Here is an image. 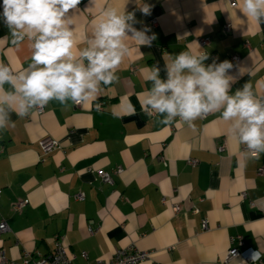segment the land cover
<instances>
[{
	"label": "crops",
	"instance_id": "0c3cea01",
	"mask_svg": "<svg viewBox=\"0 0 264 264\" xmlns=\"http://www.w3.org/2000/svg\"><path fill=\"white\" fill-rule=\"evenodd\" d=\"M235 2L81 0L74 16L79 48L86 46L92 21L110 6L135 12L134 27H147L155 39L150 47L127 39L130 51L116 71L119 79L102 86L97 100L77 107L51 101L41 114L13 113L15 127L0 130V221L8 226L0 233L6 262L0 264H23L25 253L32 260L48 254L57 237L64 238L73 264L109 260L123 248L148 252L140 264H239L243 255L225 260L230 248L264 249V211L255 203L264 197V174L257 173L264 154L246 159L220 113L195 121V130L178 118L163 125L141 111L138 98L151 87L147 68L159 62L163 69L166 55L188 45L209 54L205 64L232 62L233 92L251 82L264 95V24L244 17L241 0ZM141 3L151 6L150 15L142 14ZM8 34L0 21V37ZM199 38L208 43L202 46ZM29 43L16 47L10 37L0 39V63L22 71L31 62ZM46 137L59 147L40 157L39 141ZM118 166L122 172L116 174ZM97 169L109 172L113 183L101 182ZM18 200L27 203L16 212L11 205Z\"/></svg>",
	"mask_w": 264,
	"mask_h": 264
},
{
	"label": "clouds",
	"instance_id": "9594fccd",
	"mask_svg": "<svg viewBox=\"0 0 264 264\" xmlns=\"http://www.w3.org/2000/svg\"><path fill=\"white\" fill-rule=\"evenodd\" d=\"M80 3L81 0H2L0 21L9 34L0 39L10 37L11 45L16 47L27 39L31 62L19 72L0 63V130L15 127L13 113L25 118L51 101L68 106L97 100L102 86L119 79L116 71L130 51L127 39L149 47L155 39L148 35L147 27H134L135 12L110 6L92 21L86 46L79 48L74 16ZM239 10L244 17L264 24V0H241ZM140 11L150 15L151 6L141 3ZM209 58L207 52L188 45L187 50L166 55L163 69L159 62L147 68L144 78L151 87L138 94V98L143 97L141 111L148 117L155 116L163 125H172L178 118L193 130L198 119L220 113L219 119L228 123L230 137L245 146V158L259 159L264 154V95H257L251 82L233 92L236 77L229 74L232 62L213 59L205 64ZM95 107L98 112L102 110L99 103ZM129 108L135 114L130 102ZM255 203L264 211V197H258ZM247 255L248 260H239V264H258L264 258V249L249 250Z\"/></svg>",
	"mask_w": 264,
	"mask_h": 264
},
{
	"label": "built area",
	"instance_id": "2783aa9c",
	"mask_svg": "<svg viewBox=\"0 0 264 264\" xmlns=\"http://www.w3.org/2000/svg\"><path fill=\"white\" fill-rule=\"evenodd\" d=\"M231 6H235L236 2L235 0H230ZM155 22H151V24H154ZM230 30V25L226 24L224 26V32H228ZM199 43L203 46L208 43L207 38H199L198 39ZM238 60L237 56H232V61L236 62ZM97 103L102 105L103 108V103L101 101H98ZM96 103V104H97ZM81 105V104H80ZM80 105H74V106H80ZM44 108L42 110H35L38 114H41L43 112ZM40 149H41V156L48 154L49 152L53 151L54 149H57L59 147V142L55 139L46 137L42 138L39 141ZM245 147V146H244ZM221 149V147H220ZM2 151V149H1ZM192 164L195 163V161H191ZM114 173L119 174L122 172V169L120 166L116 167L114 170ZM98 178L100 179L101 182L107 183V184H112L113 183V178L112 175L109 172L103 171L101 169L95 170ZM258 174H264V168H260L257 171ZM1 192V191H0ZM76 199L78 200H83L84 195L82 193H77L75 195ZM27 200H18L14 202L11 205V208L13 211L19 212L21 209L26 205ZM172 208L174 212L179 211L180 206L177 204H173ZM202 228H206V222L203 221L202 223ZM8 230V226L4 220L0 221V233L1 232H6ZM238 244L242 245V238L238 237ZM67 244L64 241L63 237H57L55 239L54 243V248L53 250L45 254L43 256H39V258L32 260L29 256L28 253H25L24 256L22 257V262L23 264H73L71 256L68 254V248ZM235 252L237 256L243 255L246 260H248V253L246 252H241L238 248H230L227 252L225 260H230L231 258H234L235 256L232 255V253ZM149 253L146 251L142 250H133L131 248H123L119 249L115 252L114 256L109 259V260H96L95 262H86L84 264H140L144 260L148 258ZM82 257L84 259H87L86 253H82ZM0 259L2 263L5 262V257H4V252L3 250L0 251ZM251 262V261H249Z\"/></svg>",
	"mask_w": 264,
	"mask_h": 264
}]
</instances>
